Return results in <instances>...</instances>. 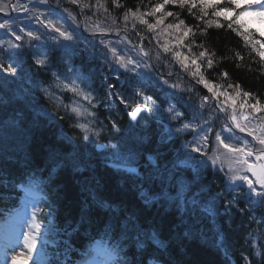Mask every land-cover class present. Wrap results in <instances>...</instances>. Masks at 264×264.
<instances>
[{
	"label": "trees",
	"instance_id": "1",
	"mask_svg": "<svg viewBox=\"0 0 264 264\" xmlns=\"http://www.w3.org/2000/svg\"><path fill=\"white\" fill-rule=\"evenodd\" d=\"M10 1L0 0V4ZM158 2L161 0H119L122 7L117 8L112 0H79L78 4H72L71 0H47V3L15 0V4L25 5L31 11L8 8L0 12V23H7L14 30L29 23L27 29L40 36L35 40L24 35L17 41L8 29L0 33V217L20 207L23 196L20 186L36 189L42 196L38 222L47 226L52 253L46 254L54 264L79 259L85 247L100 237L117 239L114 242L118 244L122 264H138L151 257L170 264H245L241 255L249 257L247 264H264V244L260 241L258 251L254 252L249 245L254 235L261 237V234L247 227L252 226L248 213L218 222L229 240L224 243L210 216L200 207H189L188 199L196 195L201 197L202 204L215 202L214 194L247 193L245 186L243 190L229 189L230 169L242 167L237 158L210 134L206 149L198 157L197 172L192 167L179 168L177 162L190 156L183 148L182 138L170 137L156 116L142 113L136 123L129 120L128 113L134 106L133 79L113 62L109 48L116 46L119 52H128L127 57H134L147 67L148 74L143 73L147 94L162 105L179 96L188 114H194L190 110L203 114L206 108L200 106L205 92L201 88L192 90L188 80V77L198 79L191 74L195 71L191 59L203 50L197 45L203 44L212 54L209 58L214 59L212 69H207L206 64L201 68L205 78L216 84L218 91L229 93L234 89L226 88L228 83L239 84L241 91L251 94L248 103L259 99L264 105V61L237 33L236 25L229 28V21L212 16L211 8L205 17L211 27H206L196 19L199 8L192 9L195 13L192 15L186 8L166 6V10L178 13L186 25L206 28V33L196 32L195 44L191 36L183 44L178 43L183 26L181 31L166 27L176 22L173 17H167L152 31L131 14L125 21L126 10L147 12ZM10 11L11 16L4 18ZM52 11L62 20L67 19L59 27L71 33L72 40H65L54 29L47 28V23L37 22V16L43 21L40 16ZM159 15L145 19L155 23ZM216 23L223 27H216ZM8 37L18 47L1 42ZM133 45L137 49L142 46L150 56L133 49ZM165 46L170 49L168 52H164ZM177 52L180 57L175 55ZM184 56L189 59L183 60ZM41 57L46 59V68L36 62ZM223 71L228 73L227 77L221 75ZM173 73L181 75L168 77V87H164L159 79ZM60 76L78 78L93 96L101 128L97 142L106 147L102 152L96 151L78 128L71 93L55 82ZM174 84L178 87L173 88ZM46 87L56 91L57 96L48 95ZM234 98L237 119L245 123L241 113L248 114L251 110L239 108L244 101L242 96ZM122 99L125 103H121ZM206 113L213 132L222 131L224 117L216 111ZM254 115L264 117V112ZM233 133L241 143L250 140L247 133L240 134L235 128L224 135ZM112 145L136 172L113 166ZM212 157H218L215 164ZM181 182L186 186L182 198L178 197ZM263 209L258 212L263 213Z\"/></svg>",
	"mask_w": 264,
	"mask_h": 264
},
{
	"label": "snow or ice",
	"instance_id": "2",
	"mask_svg": "<svg viewBox=\"0 0 264 264\" xmlns=\"http://www.w3.org/2000/svg\"><path fill=\"white\" fill-rule=\"evenodd\" d=\"M43 3H47V0H42ZM112 2L116 5L117 8L122 7V5L119 4V0H112ZM243 2V7H241ZM72 4H78L79 0H71ZM226 4L227 6H220ZM168 5H174L179 6L180 8H186L190 14L195 15V13L192 12V9L199 8L200 14L196 16V19L201 20L205 23L206 27H211V22L206 21L205 17L209 15L208 9H213L212 16L214 17H223L225 21H229L228 27L232 28L233 24L238 25L240 28L244 29L243 37L244 40L251 45L252 50L257 53V55L260 57L261 61H264V51H261V49H264V43L261 42L260 39L254 38L255 34L251 31H248L245 28L244 23L242 22V18L247 15H256L261 18H264V0H161V2L156 3L155 5L150 7V10L147 12H141L139 9L137 11H132L131 9H128L124 13V19L125 21L128 20L129 14H131L132 17L139 20L141 24L147 25V29L149 31L154 30L159 25L163 24L165 19L167 17H173L175 19V23H169L166 27L168 29H175L177 31L182 30V35L178 37V43L183 44L185 38L192 37V44H195V35L196 32L206 33V28H201L199 25H193L188 26L185 23V20L179 18V14L175 13L173 11L166 10V6ZM103 7V5H100ZM11 7L13 11H24V12H30L31 9H29L25 5L20 4H0V12H5L8 10V8ZM107 11V9H105ZM160 14L159 17L155 20V23H149L145 17L147 16H153L156 17L157 14ZM233 13H235V17L233 18ZM33 15H35L33 13ZM38 23H43V21L39 20V17H36ZM47 28L54 29L55 32H58L61 37H63L65 40H72L73 35L66 30H62L61 27L56 26L53 24L51 20L47 21V24L45 25ZM9 25L7 23H0V29H9ZM216 27H223L222 24L216 23ZM235 30V29H233ZM258 31V30H257ZM19 33V34H18ZM119 34V33H117ZM12 35L15 36V39L17 41H20L24 38V35H26L29 38L39 40L40 36L34 34L32 31H28L27 33H24L23 28H19L17 30L12 31ZM137 35H139V32H137ZM259 35L261 37H264V32H260ZM10 47H18V45H12L9 41ZM101 43H105L103 40ZM123 43V41L118 42ZM128 44L131 43V41H127ZM127 46V45H125ZM259 46V47H257ZM105 47H109L107 43H105ZM197 47L202 48L203 50L199 52V54L191 59V64L195 66V71H193L191 74L193 77H198L197 83L202 84L204 88L208 90V92L212 93L211 97L204 96L201 99V107L207 106V102L209 99H212L216 101V108L213 109V111L219 112V113H225L227 115V121L231 122V125L234 126L235 129H238L241 133H247L248 136L252 137L253 141H255V144H250L248 141H244L241 143L240 138L237 137L234 133L232 135L225 136L224 132L232 133L233 127L229 126L228 122H225L222 126V131H215L213 132L212 127L205 128L203 125L199 124H192V123H184L181 128H177V132H181L184 130H190V134H195L199 137V140L197 141V144L199 141H203L204 143H207L209 140V134H213L215 136V141L222 146L224 149L227 150V152L232 155L233 157L237 158V162L242 166L240 169L231 170L232 174L229 176V180L232 183L241 182L242 184H246L250 192L256 194L257 196H264V192H257V189L255 185H259L262 189H264V117L254 115L255 113H262L264 112V105L261 104L260 100H255V103H248V98L251 96V94L247 91H241L240 85L232 83H228L226 85V88H232L234 89L233 93H229L227 90L224 91H218L217 86L213 84L209 79H206L204 76V72L201 71V68L206 64L207 69H212L214 66V59L209 58L212 54L209 53L208 49L204 48L203 44L197 45ZM133 49L138 50V52H142L144 56H150V53L148 51H144V48L141 46L137 49L136 45H133ZM164 52H168L170 49L165 46ZM109 51L112 54L113 62L119 67L126 69L127 71H135L137 67H139V61L127 57L126 55H121L120 52L117 50L116 46H112L109 48ZM189 51H191V47H189ZM177 57H180L181 54L179 52L175 53ZM237 56L239 54L237 53ZM188 56H184L183 60H188ZM242 59V58H241ZM200 61V63H198ZM38 64L43 65V60H37ZM182 66L187 69L188 65L186 63H182ZM2 67V65H0ZM11 71H15V69H11ZM223 77H227L228 73L226 71H223L221 73ZM119 78V77H118ZM165 84L168 83L167 80L164 81ZM67 87V86H66ZM109 87H113V85H109ZM173 88L178 87V85H172ZM220 87H224L221 85ZM69 90L75 92L77 95H82L84 100H87L88 103L92 104V97L89 93L84 92L83 90L78 89L75 86V82H72V87L69 88ZM137 95L143 96V103L142 104H135L132 107V110L128 113L133 119L137 117V114L140 113L142 110L152 111V106L156 105L157 108H159V105H157V100L153 98L151 95H145L143 90H137ZM243 97L244 101L239 104L240 109L248 108L251 111L248 112V114L241 113V118L243 121H246L247 123H241L240 120L237 119L236 111H237V105L236 100L234 97ZM221 97H223V100H221ZM148 102H151L150 104ZM229 102H231V113H228V107ZM121 103H125V101L122 99ZM161 103H164V101H161ZM73 112H76L77 115H81L82 112L78 107L72 108ZM164 111H167L170 115V119H179L185 114L176 110L175 106H169L167 109H164ZM195 119V118H193ZM217 119H219V116H217ZM252 120H261L262 122L258 125L250 127L249 124ZM205 124L208 123L207 120L204 121ZM78 127H81L84 131H89L86 125H77ZM113 127H115V124H113ZM97 136H99V132L96 133ZM258 144L259 148H257L255 145ZM193 152H200L201 147L196 146L195 144L192 147ZM255 156L256 161H259L260 163H249L250 157ZM213 164L216 163V160L218 157H212ZM242 172L244 174H242ZM247 173H251V176L254 179H250L249 175ZM237 187H240V184L236 185ZM185 185L181 182V188L180 192L178 193V197L182 198L183 192L185 190ZM25 191L31 192L30 187H25ZM195 201H193L194 203ZM229 204L232 203V201H228ZM33 213L31 220L28 222V230L26 232L22 233L23 236V247L27 250L26 251V259H30L32 257L33 252L36 250V243L37 238L41 236L40 228L41 224L38 222L37 219V212L42 211V209H39L33 205ZM212 215H217L216 211L212 210ZM19 255L24 256L25 253L21 252ZM17 259V256H13V264H15V261ZM245 264H247V259L245 258Z\"/></svg>",
	"mask_w": 264,
	"mask_h": 264
},
{
	"label": "rangeland",
	"instance_id": "3",
	"mask_svg": "<svg viewBox=\"0 0 264 264\" xmlns=\"http://www.w3.org/2000/svg\"><path fill=\"white\" fill-rule=\"evenodd\" d=\"M6 42H8V41H6ZM140 70H141V65L139 64V67H137L134 72H137V74H138L140 72ZM72 82H75V86L77 87V85H76L77 82L74 81L73 79H70V82L68 84H66L68 88L72 87ZM77 88L80 89L79 87H77ZM73 94L75 97H74V105H72V106L78 107L80 109V111L82 112L81 115H77V113L75 112L76 116L78 117V124L79 125H86L87 128L89 129V131L86 132L82 128L81 129L85 132V134L88 138H90L91 140H95L97 137L96 133H97V129H98V122L95 121V114L93 112V108L95 107L94 99L92 98V104L90 105L87 100L83 99L82 95H77L75 92H73ZM168 107L169 106H167V108ZM167 108L160 107V106H159V108H157L156 105L152 106V110L154 112L158 113L159 116L163 117L165 120L176 121L177 119L176 120L170 119L171 114H169L167 111H164V109H167ZM183 124L184 123H180V124L177 123L174 126H172L169 129L170 133L187 134V132L189 130H184L181 132L176 131V129L181 128ZM198 140H199L198 136H196V135L192 136L191 140H190V145H192V146L194 144L199 145L201 143V141H199V143L197 144ZM27 204H28V201L26 203L25 209L22 212H20L19 214L15 215V217L11 221V224L15 227V232H13V235L20 242H23L22 233H23L24 229L28 230V222L31 220L29 217L30 205L28 206ZM11 251H12L11 257L6 258L4 261L1 262V264H13V260H12L13 256H17L15 264H21L26 259V251L27 250L23 247V245H18V246H16V248L14 247ZM21 252H24L25 255L24 256L19 255ZM34 252H33V254H34ZM90 264H92V263H90Z\"/></svg>",
	"mask_w": 264,
	"mask_h": 264
},
{
	"label": "bare ground",
	"instance_id": "4",
	"mask_svg": "<svg viewBox=\"0 0 264 264\" xmlns=\"http://www.w3.org/2000/svg\"><path fill=\"white\" fill-rule=\"evenodd\" d=\"M6 250H7V245L0 244V253H4ZM23 264H41V262L39 259L32 256L30 259H27V261H24Z\"/></svg>",
	"mask_w": 264,
	"mask_h": 264
},
{
	"label": "water",
	"instance_id": "5",
	"mask_svg": "<svg viewBox=\"0 0 264 264\" xmlns=\"http://www.w3.org/2000/svg\"><path fill=\"white\" fill-rule=\"evenodd\" d=\"M137 115H138V114H137ZM130 118H131V120H133V121L135 120V119H133L131 116H130Z\"/></svg>",
	"mask_w": 264,
	"mask_h": 264
}]
</instances>
